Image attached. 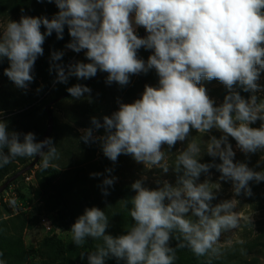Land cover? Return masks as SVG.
<instances>
[{"label": "clouds", "instance_id": "1", "mask_svg": "<svg viewBox=\"0 0 264 264\" xmlns=\"http://www.w3.org/2000/svg\"><path fill=\"white\" fill-rule=\"evenodd\" d=\"M54 2L59 11L52 19L21 16L18 22L9 20L0 35V59L6 57L9 61L5 75L18 88L26 89L33 81L31 72L43 55L46 35L55 31L62 39L65 25L72 37L66 47L77 53L86 50L90 62L70 64L67 73L62 65H54L59 82L66 83L70 76L89 79L98 70L108 74L107 83L122 86L129 83L130 75L149 69L154 68L159 76L157 87L146 85L139 99L121 103L118 111L103 117V124L93 117L94 127H103L106 134L97 138L91 128L82 130L85 143L99 139L103 154L113 162L125 154L156 167L165 157L162 146L171 149L184 142L193 129L202 134L213 128L224 133L207 142V154L219 157L220 164L201 163V149L190 140L176 157L174 171L180 174L176 186L165 181L153 190L145 187L143 180L131 185L136 193L130 210L134 224L126 234H106L108 216L91 207L72 225V242L80 247L89 237L103 241L88 254V264H105L109 257L124 260L125 264H174L175 248L169 246L174 233L176 247H187L197 257L219 256L216 245L222 232L238 224L234 200L212 205L213 189L219 185L197 181L213 166L222 174L221 179L232 181L236 195L242 191L251 195L249 182L264 181V171L234 163L235 153L227 141L228 136L234 138L244 153L264 150V99L256 95L264 88L258 83L264 73V0ZM133 23L142 26L148 35L138 37ZM42 25L45 33L40 30ZM141 47L153 50L147 62L137 56ZM62 56V52H53L51 59L58 61ZM213 79L229 90L219 107L214 106L201 84L202 80ZM237 85L252 93L248 100L233 90ZM67 91L79 99L91 89L76 84ZM257 120L261 121L260 127H251ZM19 136L9 133L7 124L0 121V167L17 157L39 155L42 167L47 169L52 160L59 158L51 138L36 142L35 134L29 132L21 142ZM45 147L46 152L42 151ZM160 168L165 173L169 169ZM114 179L105 178L102 183L111 186ZM103 194H108L106 188ZM0 264L5 261L0 259Z\"/></svg>", "mask_w": 264, "mask_h": 264}, {"label": "rangeland", "instance_id": "2", "mask_svg": "<svg viewBox=\"0 0 264 264\" xmlns=\"http://www.w3.org/2000/svg\"><path fill=\"white\" fill-rule=\"evenodd\" d=\"M38 10L42 15L47 13L46 9ZM20 18L21 14L15 12L0 16V35L9 20L18 22ZM40 30L42 33L46 32L43 25ZM51 45L53 49L57 48L54 42L48 43V47L44 42L43 50L47 51ZM60 52L63 53L62 57H67L65 73L70 64L90 62L86 58V50L77 53L63 47ZM152 54L153 50L142 47L139 58L147 62ZM42 59L44 56L41 55L35 61L31 72L33 81L26 89L18 88L5 75L4 70L9 67V61L6 57L0 59V121L4 122L18 115L13 122L6 124L9 133L20 134L21 142L26 133L34 131L37 138H43L47 131L48 118L40 110L33 114L26 113L27 105L33 99L34 105L46 106L67 92L69 87L94 78L78 79L70 76L66 83H61L54 67L59 60L52 64L40 65ZM101 73L98 70L96 76ZM146 75L147 72L130 75L129 83L123 86L117 82L109 84L106 81L79 99L67 98L51 106L54 125L49 138L57 148L59 158L52 160L48 168L56 169L57 175L51 177L49 185H44L46 176L40 172L43 168L40 159L33 170L15 180L6 189V194H9L6 201L1 197L3 193L0 195V253L3 254L0 259L4 260L5 264H88V254L94 252L103 241L89 237L83 246L77 247L72 242L70 231L86 208L97 207L105 211L109 218L106 234L113 237L126 234L134 221L124 201L112 187L132 188L131 185L137 180H143L144 186L153 190L162 187L165 181L176 186L178 179L173 166L178 151L186 148L190 140H194L201 149V163H206L211 158L206 152L207 142L213 136L219 139L224 135L215 128L205 134L193 129L187 140L178 142L171 149L163 145L165 157L161 166L169 167L167 173L161 166H146L137 162L131 155L121 154L113 162L103 154L102 142L99 139L85 143L81 138H76V135L82 137V130L90 128L93 137L105 135L103 127H94L92 118L95 117L103 124V117L118 111L121 103H132L139 99L146 85L157 87L158 84L149 81ZM258 83L264 86V73H261ZM201 84L206 88L214 106L219 107L224 103L229 90L221 82L216 79L202 80ZM256 95L258 99H264V88ZM86 109L87 114L82 113L87 111ZM91 110L94 113L90 114ZM255 124L258 128L261 121L257 120ZM227 141L235 153L234 163H245L253 171H264V150L244 153L237 147L234 138L228 136ZM4 151L7 153L5 149ZM216 158L220 164L222 161L219 157ZM21 160H24L25 164H21ZM33 161L26 157H17L0 169L10 171L16 167V172H19ZM93 173L100 175L93 176ZM13 175L14 173L7 175L0 182V187ZM221 175L217 168L215 171L208 170L201 173L197 182L207 181L213 184L212 187L219 185L218 189H213L215 198L211 201L212 205L234 200L233 212L238 218L237 227L222 232L216 245L220 249V255L214 257H197L187 247H176L178 241L174 238L177 235L174 233V237L169 241V246L175 248L174 264H201L222 258H226L228 264H264V181L249 182L251 195H245L243 191L236 195L232 181L221 179ZM105 178H115L113 185L104 186L102 182ZM104 188L107 189V195L103 194ZM135 194L133 189V197ZM105 264H125V261L109 257L106 258Z\"/></svg>", "mask_w": 264, "mask_h": 264}, {"label": "trees", "instance_id": "3", "mask_svg": "<svg viewBox=\"0 0 264 264\" xmlns=\"http://www.w3.org/2000/svg\"><path fill=\"white\" fill-rule=\"evenodd\" d=\"M38 8H41V10L46 9L47 10L46 15H42L40 13V11L38 10ZM58 11H59V9L57 8L54 0H53V2H48V0H0V16H7L9 13L15 12V13L21 14V16L46 17L48 19H52L58 13ZM144 30L140 31L136 35H138V37H140L141 33ZM71 40H72V37L69 35L67 25H65V27H64V32H63V38L62 39H58L57 38V34L55 33V31H53V33L50 36L46 35V37H45L46 47H48V43H51V42L53 43L54 42L56 44L57 48L53 49L52 45L49 46L48 50L43 52L42 56H44V59H42V61L40 62V65L41 64L42 65H44V64H52V63L56 62V61H53L51 59L52 53L53 52H60V50L63 47H66V45L69 42H71ZM141 49H142V47L137 51L138 58L140 56V50ZM66 61H67V57H62L57 62V64L62 65L64 67ZM103 73H105V72H102L101 74H103ZM100 75L96 76V77H94L92 79H89V80H87V81H85L83 83H80V85H84V86H87L90 89H93L95 87L100 86L103 83H106L108 74L106 73L104 76H100ZM146 76H147L149 81H151L153 83H156V84H159V76H158L156 70H148ZM234 91L238 92L245 100H248L250 98V96L252 95V93H250V92L243 91V89L240 88L238 85L234 87ZM66 94H68L66 99L67 98H69V99L73 98L68 93V91L65 92L63 95H61L60 97L66 95ZM34 102H35V100L33 99L27 105L26 113L27 114H33L36 111L40 110L41 113L44 116L47 117V113H46V110H45V107L47 105L42 107V106H39V105H34ZM86 110L87 111H83L82 113L87 114L88 109H86ZM51 112H52V109H51ZM89 112H90V114L94 113L93 110H91ZM16 118H18V115L14 116V117H11V118H9L7 120H4V122L5 123L13 122ZM76 122H77V120H76ZM250 126L254 127V128H257L255 123L250 125ZM8 131H9V129H8ZM76 138H81V137L76 135ZM35 140H36V142H40V141L43 140V138L42 137L41 138L40 137L37 138L35 136ZM5 150L7 151L6 148H5ZM36 156L35 157H26V158L34 160L36 158ZM24 162H25L24 160H21V164H25ZM206 163L210 164V165L219 164L216 157L215 158L214 157L209 158ZM174 166H175V163H174ZM174 166H173V168H174ZM7 170L8 169H6V170L5 169L4 170L0 169V182L3 181L4 178L7 175H9L10 173H14V175L18 173V172H16V170H17L16 167L11 169L10 171H7ZM215 170H216V167H214V166L209 169V171H215ZM40 172L43 175L46 176V178H45V180L43 182L44 185H49L51 177H53L54 175H57V170L54 169V168H47V169L42 168ZM175 175H176V177L178 179V176L180 174L175 172ZM112 190L124 201L125 207L127 208L128 211H130L131 208H132L131 198L133 197V189L128 187V186H116V187H112ZM228 262L229 261H227L226 258H222V259H219V261L204 262V263H201V264H228Z\"/></svg>", "mask_w": 264, "mask_h": 264}, {"label": "water", "instance_id": "4", "mask_svg": "<svg viewBox=\"0 0 264 264\" xmlns=\"http://www.w3.org/2000/svg\"><path fill=\"white\" fill-rule=\"evenodd\" d=\"M148 35V33L146 32V30H144L141 35L140 38H145ZM106 74L103 73L100 76H104ZM68 96V94L56 99L55 101L49 103L46 107V113H47V117H48V125H47V131L45 136L43 137V140L47 139L50 137L52 131H53V125H54V119H53V115L51 112V106L66 99V97ZM42 140V141H43ZM46 147L44 149H42V151L45 152ZM41 157L39 155L36 156V158L34 159V161L32 163H30L27 167H25L24 169H22L21 171H19L17 174H15L14 176H12L11 178H9L1 187H0V195L6 191V189L18 178H20L21 176L25 175L26 173L30 172L31 170H33L36 165L39 163Z\"/></svg>", "mask_w": 264, "mask_h": 264}, {"label": "built area", "instance_id": "5", "mask_svg": "<svg viewBox=\"0 0 264 264\" xmlns=\"http://www.w3.org/2000/svg\"><path fill=\"white\" fill-rule=\"evenodd\" d=\"M133 17H134V13L131 14ZM133 26L135 28V34L139 33L140 31L143 30V27L142 26H136L134 23H133ZM1 197L6 201V197H9V194H6V192L1 195ZM0 197V198H1Z\"/></svg>", "mask_w": 264, "mask_h": 264}]
</instances>
